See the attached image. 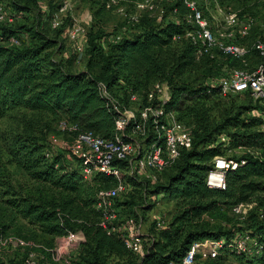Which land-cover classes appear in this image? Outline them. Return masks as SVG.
Wrapping results in <instances>:
<instances>
[{"label":"trees","instance_id":"obj_1","mask_svg":"<svg viewBox=\"0 0 264 264\" xmlns=\"http://www.w3.org/2000/svg\"><path fill=\"white\" fill-rule=\"evenodd\" d=\"M195 1L207 18V9ZM92 2L100 6L99 10L109 11L103 1ZM0 3L16 17L10 26L0 24V119L21 108L75 127L76 131L69 132L74 138L89 132L102 139H112L117 113L101 96L100 86H104L120 111L135 110V122L126 127L124 139L131 137L139 141L140 133L131 131L140 121V110L148 105V93L161 83L167 85L170 97L165 109L191 131V149L182 151L179 159L158 174L154 183L125 176L130 191L122 195L121 201L120 197L116 199L117 220L107 224V228L127 219L139 223L141 213L155 206L152 197L160 196L174 205L164 229H158L156 221L151 224L141 258L124 246L118 233L100 225L102 214L95 208L96 194L100 189L115 186L114 178L95 173L85 180L80 171L81 161L71 154L69 159L62 154L46 157L45 136L41 132L40 136L23 134L12 139L10 151L17 165L38 187L24 192L8 186L4 192L8 197L6 205L44 236L81 234L83 239L68 264H181L194 242L229 240L245 230L264 243V158L261 156L264 107L253 102L248 93L222 96L218 87L209 84L223 74L224 67H243L240 61L215 51L213 56H197L195 46L183 38L184 26L169 19L156 23L143 14L140 23L130 28L133 32L124 34L117 43L109 42V35L100 31L87 32L83 51L87 57L85 68L76 71L74 64L79 54L74 51L73 58H57L62 47L51 36L53 32L58 35L66 25L56 30L49 26L50 18L62 2L49 4L47 11L38 0H0ZM212 3L209 0L213 11L216 5ZM174 7L180 16L186 12L182 1L177 0L166 8V18ZM30 18L31 23H26ZM22 35L25 39L19 46L9 44L11 38L21 39ZM256 37L255 41L264 42V28ZM248 66L254 68L250 62ZM191 76H196V82L185 83L184 78ZM131 95H136L138 102L131 103ZM236 98L241 102L236 103ZM256 112L261 116H256ZM150 124L144 127L146 143L154 138ZM222 134L230 140V157L236 161L243 159L245 164L225 174L226 189L219 191L207 188L205 178L213 159L227 153L221 144H216ZM114 164L121 170L126 167L125 162ZM246 204H253V208L243 222H237L231 210ZM5 235L0 228V239ZM52 248L41 247L40 252L49 258ZM27 256L19 259L17 255L7 264H24ZM224 256L234 258L238 264H264L262 258L230 251L203 264H223ZM0 264H5L1 258Z\"/></svg>","mask_w":264,"mask_h":264},{"label":"built area","instance_id":"obj_2","mask_svg":"<svg viewBox=\"0 0 264 264\" xmlns=\"http://www.w3.org/2000/svg\"><path fill=\"white\" fill-rule=\"evenodd\" d=\"M96 1H103L106 10L116 8L126 23L118 34L108 38L109 42H119L128 28L140 23L143 14L154 19L156 23H162L169 19L170 22L185 27L183 38L195 46L197 56H213L215 51L242 63L243 67L240 68L224 67L223 74L210 81V85L218 87L224 96L248 93L253 102L264 107V63L261 62L254 68H249L247 62L253 52L264 60L263 41L257 40L252 46L245 42L255 26V19L252 16H240L226 7L216 5L213 12L210 13V17L206 18L195 0H181L186 12L180 16L178 8L174 7L170 11L169 18L165 17L166 8L176 4L177 0ZM262 1L264 2V0ZM38 2L45 10V0H38ZM128 8L132 10L130 13H126ZM71 11V5L67 1H63L57 12L50 18L49 26L52 30H56L66 23L63 35L68 42L73 44L74 51L81 55L86 45L87 31L80 23L82 21L75 18ZM15 20V15L0 3V24L10 26ZM130 31L127 34H131ZM20 38H11L9 44L19 46L25 36L22 35ZM100 93L107 102L112 104L113 110L117 113L114 136L112 139H102L89 132L79 133L75 137L70 154L81 161L80 171L85 180L90 179L95 173H101L116 180L115 186L100 189L96 194L95 208L102 214L100 225L104 229L118 233L124 246L141 258L144 256L146 239L141 232L139 223L127 219L107 228V224H112L117 220L119 210L116 206V199L130 191V186L123 176L147 179L154 183L157 175L170 168L179 159L182 151L191 149V131L177 120L173 112L165 109L170 98L166 84H155L147 95L148 105L140 110V121L135 123V128L131 131L132 134L140 133L139 141L131 137L128 140L124 139L126 127L130 122H135V110L129 108L120 111L119 107L113 104L104 86H100ZM153 101H155L154 104ZM130 102H138L137 96L131 95ZM255 115L261 116L259 112H256ZM262 119L264 120V116ZM148 122L151 123L150 127L153 130L154 138L151 142L146 143L147 132L144 127L149 126ZM61 129L67 132L76 131L75 127L66 124H62ZM262 130L264 132V126ZM216 144H221L227 153H232L228 149L230 140L227 136L223 134L218 136ZM261 156L264 158V148ZM46 157L49 155L46 154ZM114 162H125V169L121 170ZM244 164L243 159L236 161L230 156L215 157L205 178L207 188L225 190V174ZM252 208L253 204L238 205L231 211L238 221L243 222ZM156 227L164 229L165 225L162 220H156ZM82 239V235L79 233H69L67 236L58 238L54 248L49 250L53 261L60 263L61 254L69 247L78 245ZM6 245H11L14 249L29 247L26 242L18 238H1L0 246ZM227 251L250 258L264 259V243L259 241V238L251 231L245 230L234 234L229 240L205 239L194 242L181 264H193L198 255L203 258L215 259ZM24 264H34L30 255L27 256Z\"/></svg>","mask_w":264,"mask_h":264},{"label":"rangeland","instance_id":"obj_3","mask_svg":"<svg viewBox=\"0 0 264 264\" xmlns=\"http://www.w3.org/2000/svg\"><path fill=\"white\" fill-rule=\"evenodd\" d=\"M63 1H67L71 7V14L77 18L87 32L93 30L94 32L100 31L104 35H109V38L115 34H118L122 26L123 17L116 11V8L105 11L99 10L100 6L93 3L92 0H46L47 5L45 10H48L49 4H56ZM200 5L207 9L205 15L210 17L212 9L209 6V0H198ZM215 5H226V8L237 14H246L253 16L255 19V29L253 34L248 39L249 46L257 39V35L262 33L264 28V2L262 0H212ZM4 2V1H3ZM6 4V2H4ZM216 3V4H215ZM132 10L128 8L126 13H130ZM20 19V18H19ZM23 22V21H22ZM31 23V18L26 21ZM134 26L132 27V29ZM130 31L128 28L126 34ZM133 30L130 31L132 33ZM55 32L51 34L52 37L57 39V42L61 45L62 49L57 58L70 59L75 55L74 46L63 35V30L56 36ZM256 38V39H255ZM76 56V55H75ZM77 58V62L74 64L76 71L84 70L87 60L86 55L81 54ZM252 67L259 64V59L256 54L251 53L250 58L247 59ZM215 80V79H214ZM185 83L196 82V76L184 78ZM223 96V95H222ZM236 103L241 102L238 98L234 100ZM244 118V117H243ZM63 121L55 122L44 114L30 112L21 108L14 109L8 112L3 118L0 119V228L6 234V238L21 239L28 244V248L14 249L11 245L0 246V258L7 264V261L18 255L21 259L24 255H30L34 264H68L71 257L74 256L78 245L71 246L61 254L60 263L53 261L50 256L47 258L40 250L41 247L54 246L58 238H50L44 236L33 225L29 224L26 220L19 218L15 211H12L7 205L4 192L8 186H13L18 190L32 191L35 187H38L28 178L27 173L17 165L13 154L10 151V145L12 139L17 135L34 134L40 136V132L45 136V152L49 157L56 154H62L63 156L70 158L71 148L75 142V138L67 131L61 129ZM262 130V127H261ZM225 135V134H223ZM226 136V135H225ZM239 153V152H238ZM232 153H225V156H231ZM125 179V176H123ZM34 187V188H33ZM123 196H120L121 201ZM155 203L154 207H150L148 211L141 213L139 217V226H141V232L144 236L150 234L151 224L156 220H162L166 225L173 212L174 205L159 197H153L150 199ZM125 215V214H124ZM237 222L238 219H236ZM233 220L231 223L233 224ZM218 223L217 225H219ZM225 226V223H222ZM231 224V225H232ZM230 225V226H231ZM221 226V225H220ZM60 238V237H59ZM17 253V254H15ZM226 261L223 264H238V262L230 257L224 256ZM208 258H203L198 255L193 264H203Z\"/></svg>","mask_w":264,"mask_h":264}]
</instances>
